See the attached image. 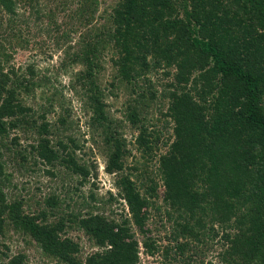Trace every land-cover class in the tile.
<instances>
[{
    "label": "trees",
    "instance_id": "obj_1",
    "mask_svg": "<svg viewBox=\"0 0 264 264\" xmlns=\"http://www.w3.org/2000/svg\"><path fill=\"white\" fill-rule=\"evenodd\" d=\"M48 2L54 8L43 12L37 0H0V264H31L24 247L10 249L12 236L33 246L40 264H141L140 244L158 264H264V0ZM26 5L34 22L47 18L52 30H62L60 41L76 35L64 54L83 68L69 83L87 97L89 140L113 177L116 192L107 191V200L89 188L81 204L71 203V192L95 185L97 152L71 133L67 109L53 121L52 104L26 102L40 85L34 70L28 67L26 77L5 68L14 44L27 42L18 17ZM107 55L115 69L110 85L126 90V120L139 130L141 156L151 161L145 172L127 165L123 126L104 104L99 77ZM73 81L81 83L80 93ZM158 92L167 100L159 105L165 124L172 123L161 153L155 146L162 129L147 131L140 123ZM39 165L73 184L45 197L37 211L36 202L9 188L13 172ZM106 202H117L120 214L106 210ZM163 207L172 225L157 241L149 219L151 208ZM214 238L215 258L205 263ZM82 239L91 249L86 253Z\"/></svg>",
    "mask_w": 264,
    "mask_h": 264
},
{
    "label": "rangeland",
    "instance_id": "obj_2",
    "mask_svg": "<svg viewBox=\"0 0 264 264\" xmlns=\"http://www.w3.org/2000/svg\"><path fill=\"white\" fill-rule=\"evenodd\" d=\"M34 7H36V5H34ZM37 7L43 12H47L48 10L54 8L53 2L47 3V0H37ZM27 8L28 5H26V7L20 6L18 9V14L20 15L18 17L21 19V32L24 35L23 38L26 39L27 42L23 43V40L20 41L23 44L21 46L14 44V49L9 50V52L12 54V57L5 68L13 66L16 70H18V72L25 71L26 77L30 76L27 69L28 67L34 70V79L38 80L40 85L35 88L34 94L28 96L26 102L35 108H41L43 106L50 107V104H52L50 107L51 111L48 112L47 116L53 121L58 118L59 113H63V115H65V112L68 111L70 114V119L74 125L71 133L74 134L81 143L84 140H87L85 142V150L89 151L88 148H91L93 152H97L96 155L92 156V159L97 161L98 165V177L94 179L95 185L86 184L79 186L75 193H70L69 197H72L71 203L73 204L76 201V204H81L83 199L87 198L89 188L92 189L93 192L98 195V197L103 196L104 200H107V191L111 190L112 193L116 192V189L113 188L112 185L113 177L112 175L107 174L103 169L105 165L104 159L98 153L101 149L99 150L98 148L97 150V148L94 147L92 142L89 140V132L91 130L88 123L89 112H87V108H85V110L82 109L87 97L85 94L83 95V98L76 95L74 89L69 83L71 75L73 76L76 71L83 68L81 65H73L70 63V59H68V57L64 54L66 50H72L74 48L76 35L72 34L71 37L67 39V41H60L62 30H59V32L52 30L51 24L48 22L47 18L42 20L40 19L38 22H34L33 19L35 18V15L34 13L30 14ZM24 21L26 23H24ZM63 28L64 26L61 29ZM63 64H66V68L63 67ZM103 66L104 71L102 72L101 77H99V83L105 88L104 104L106 105V110L109 116L123 126L121 130L126 139L127 148L131 150V153L126 159V163L130 167L140 166L143 172H145L144 166L149 169L152 168L151 161L141 156L143 151L139 150L135 144V138L138 136L139 130L131 127L126 120V98L128 97V94L124 88L116 89L110 85V81L113 80L115 74V69L111 67L109 55L104 57ZM18 67L21 69H18ZM73 83L75 84L76 90H78L80 93L81 83H75V81H73ZM155 86L158 88L157 85ZM160 95L161 94L158 92V97L154 101L155 103L153 101L151 102L152 106L147 109L145 115L143 114L141 116L142 121H140V123H143L146 126L147 131H150L151 129H162V140H159L160 142L158 141L155 146L158 147L156 151L159 153L165 151L166 146L162 142H165L168 137L170 138L172 132V123L169 121V126L166 125L165 122L169 119L167 117L164 118L161 115V111L165 112L166 108H159V105L162 102H167V100ZM65 109L67 110L65 111ZM159 109L161 110L158 111ZM157 158L158 155H156L153 160L155 165H157ZM35 167V170L29 171L24 175H21V173L19 174L18 171L13 172L11 175V183L15 184V187H10L9 189H11V193L23 196L31 204H35L36 202V204L33 205L31 209L36 208L35 210L38 211L40 208H45V197L49 196L52 192L57 194L64 192L67 186L73 183L71 182L70 177L64 175L59 177H51L44 174L42 170H38V168L44 169V166L42 165ZM8 170L10 171L11 168L8 167ZM137 173L138 170H136L135 173L133 172L135 176ZM73 179L74 183H77V179ZM158 184V197L155 200L160 206V204H163L162 196L164 189L159 182ZM105 208L106 210L108 208L116 209L118 214L121 212V207H118L117 202L115 204L106 202ZM46 209L48 210L49 208ZM163 210H165V207H163L162 212H158L151 208L149 227L154 230L153 234L157 241L158 238L162 237L165 232L168 233L170 231V226L172 225V222L165 223L167 220L166 214H164ZM123 212L127 213V209L125 208ZM158 214H160L162 222L157 217ZM163 223L165 226L161 227ZM155 228H158L159 230L155 231ZM82 241L84 252L86 253L87 251H90L91 249H89L87 244H85V240L82 239ZM216 241L217 238H214L212 241H207L209 244L212 243V247H209L208 251L204 252L206 256L204 261L205 263H207L208 260H214L213 258H215L214 256L216 255L215 247L217 246ZM8 243L10 244V249L13 252L24 247L26 253L30 255V263L40 264V258L38 257L33 246L25 245L22 241L17 240L15 236H12ZM141 246L142 245L140 244L139 254L141 264H158L157 257L144 254L143 248Z\"/></svg>",
    "mask_w": 264,
    "mask_h": 264
}]
</instances>
